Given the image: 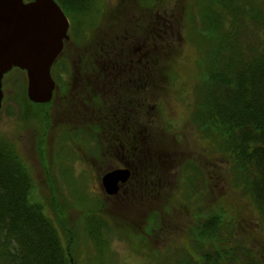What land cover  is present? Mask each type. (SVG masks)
I'll list each match as a JSON object with an SVG mask.
<instances>
[{"label":"rangeland","instance_id":"obj_1","mask_svg":"<svg viewBox=\"0 0 264 264\" xmlns=\"http://www.w3.org/2000/svg\"><path fill=\"white\" fill-rule=\"evenodd\" d=\"M79 1L65 7L76 12L66 11L69 39L51 68V101L30 103L26 74L18 68L2 78L0 138L29 169L45 215L57 225L59 209L61 220L78 226L81 264H109L110 258L115 264H170L171 255L190 248L189 230L199 222L192 200L204 197L202 206L211 207L223 199L239 221L234 233L252 243L264 264V228L255 208L233 187L227 159L208 148L190 120L201 82L187 29L200 27L195 2ZM256 27L242 23V47L263 39L264 29ZM115 63L122 66L118 75L135 78L137 88L128 84L123 92L115 77L101 79ZM131 96L137 109L127 101ZM189 162L204 178L186 201L183 167ZM124 164L130 166L128 180L115 195L105 193L101 177ZM197 192L203 194L196 198ZM176 195L182 202L172 206ZM92 208L110 229L100 242L102 258L81 222Z\"/></svg>","mask_w":264,"mask_h":264},{"label":"trees","instance_id":"obj_2","mask_svg":"<svg viewBox=\"0 0 264 264\" xmlns=\"http://www.w3.org/2000/svg\"><path fill=\"white\" fill-rule=\"evenodd\" d=\"M56 1L65 14L76 12L74 7L65 8L72 0ZM193 1L200 27L194 23L187 29L197 48L201 82L195 89L190 120L208 148L227 159L233 187L253 205L264 228V35L246 47L239 41L242 23L253 21L256 29H264V7L258 0ZM188 15L191 19V5ZM111 68L104 79L118 75L119 64ZM41 105L46 103L37 106ZM195 166L189 162L183 167L186 201L192 197L195 181L204 178ZM33 186L30 171L14 147L0 138V264H81L78 226L61 220L59 209L56 225L36 200ZM196 194L197 198L203 192ZM200 199L192 200L190 207L199 221L189 230L190 248L171 255L170 264H262L252 243L234 233L239 221L223 199L211 207L202 206L205 198ZM179 202L178 195L172 197V206ZM91 212L94 209L81 222L85 221L83 230L98 252L96 256L102 258L100 242L106 241L104 232L110 229L107 221ZM157 219L155 213L152 224ZM109 264L115 261L110 258Z\"/></svg>","mask_w":264,"mask_h":264},{"label":"water","instance_id":"obj_3","mask_svg":"<svg viewBox=\"0 0 264 264\" xmlns=\"http://www.w3.org/2000/svg\"><path fill=\"white\" fill-rule=\"evenodd\" d=\"M69 20L55 0H0V108L2 78L12 68L26 74L32 103L50 102L55 89L51 67L68 39ZM127 168L101 177L105 193L115 195L129 178Z\"/></svg>","mask_w":264,"mask_h":264},{"label":"flooded vegetation","instance_id":"obj_4","mask_svg":"<svg viewBox=\"0 0 264 264\" xmlns=\"http://www.w3.org/2000/svg\"><path fill=\"white\" fill-rule=\"evenodd\" d=\"M121 67H122V66H119V69H118V71H117V74L119 73V70H120ZM118 76H119V75L115 76V80L117 81L116 84L121 85L122 87L125 88V90H124L123 92L128 91V84H130V87L132 88V84L134 85V84L137 83L136 81H134L135 78H132V77H129V78H128V77H127V78H123L124 75H121V76H119V77H118ZM99 79H100V78H99ZM101 79L104 80V78H103L102 76H101ZM118 80H121V81H118ZM138 83H139V82H138ZM138 83H137L136 85H134V87L137 88ZM103 84H105V83H103ZM132 90H133V89H132ZM127 101L131 103L132 109H133V108H136V105H135L136 99H134L133 96L129 97V99H127ZM136 109H137V108H136ZM128 113H129V112H128ZM118 124H119V122H118L116 125H118ZM122 167H125V168L129 169V167H127V166H122ZM119 168H121V167H119Z\"/></svg>","mask_w":264,"mask_h":264}]
</instances>
